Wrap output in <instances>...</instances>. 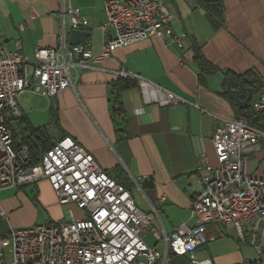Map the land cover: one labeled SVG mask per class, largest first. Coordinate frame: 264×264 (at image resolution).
Wrapping results in <instances>:
<instances>
[{"label":"crops","instance_id":"0c3cea01","mask_svg":"<svg viewBox=\"0 0 264 264\" xmlns=\"http://www.w3.org/2000/svg\"><path fill=\"white\" fill-rule=\"evenodd\" d=\"M67 1L88 21L86 43L94 57L100 56V28L106 23L107 0ZM159 1L175 16L173 30L187 34L197 55L217 72L202 75L195 56L182 62L178 49L150 40L116 50L110 59L96 64L100 71L84 72L75 79L71 90L53 99L41 98L48 101L47 133L53 129L55 140L63 135L73 139L110 177L123 178L132 186V198L141 211H156L144 241L162 251L163 244L154 233L162 238L182 224H190V206L198 187L197 158L204 154L212 167L217 166L212 146L215 129L238 116L235 103L224 93L225 73L241 76L255 72L264 83V0H220L221 24L212 21L192 0ZM62 9V0H0V47L13 51L19 42L30 59L38 49L58 48L62 40ZM31 12L38 17L31 19ZM21 24L26 26L23 33L19 32ZM64 26L67 31L68 17L64 18ZM112 35L111 31L106 34L108 38ZM119 70L140 76L188 105L161 108L146 104L137 87L118 95L111 85L118 79ZM20 111L18 121L26 119L32 128H40ZM9 126L16 135L29 136L26 125L25 132L18 133ZM261 146V151L248 159V173L254 177L264 175V139ZM55 204L61 207L45 181L0 190V238L10 228L29 229L37 206L50 214ZM50 218V223L57 221L54 215ZM219 231L221 235L215 243L196 252V263L244 264L250 260L249 244L238 243L229 230ZM11 262L12 249L4 248L0 264ZM168 264L192 263L189 256H174Z\"/></svg>","mask_w":264,"mask_h":264},{"label":"built area","instance_id":"2783aa9c","mask_svg":"<svg viewBox=\"0 0 264 264\" xmlns=\"http://www.w3.org/2000/svg\"><path fill=\"white\" fill-rule=\"evenodd\" d=\"M62 3V40L58 48L38 49L30 59L19 42L13 51L0 47V190L45 181L61 206H75L86 218L75 219L69 213V219L63 223L25 230L10 228L0 238V254L11 247V264H168L174 256H189L192 264H198L196 252L215 243L223 228L233 232L238 243L249 244L262 256L264 175H250L248 159L261 151L264 132L250 127L243 118L221 122L215 129L212 146L217 166L212 167L206 155L198 156V187L190 206V224H182L170 236L161 238L154 233L163 244L162 251L144 241L156 211H141L131 192L104 172L73 139L56 140L33 162L30 147L25 143L28 135L14 136L9 126L10 119L21 117L16 103L19 96L30 93L53 99L71 90L82 73L100 71L96 64L110 59L116 50L140 42L157 40L173 46L182 52V62L195 56L191 38L173 30L175 16L159 0H107L106 23L100 28L102 52L98 57L91 54L88 43L67 45V35L86 31L88 21L67 0ZM30 17L38 16L31 12ZM25 30V24H21L19 32ZM108 31L113 33L109 38ZM116 76L133 81L146 104L161 108L188 105L140 76L123 70ZM252 107L264 115V97ZM47 134L52 136L53 129ZM259 239L262 248L256 245ZM244 264H264V260H247Z\"/></svg>","mask_w":264,"mask_h":264},{"label":"trees","instance_id":"16d2710c","mask_svg":"<svg viewBox=\"0 0 264 264\" xmlns=\"http://www.w3.org/2000/svg\"><path fill=\"white\" fill-rule=\"evenodd\" d=\"M192 1L199 8H202L212 21L220 24L222 23L223 10L220 0H218L217 2H212L209 0ZM194 51L196 53L195 49ZM194 60L197 63L200 73L202 75H211L217 72V70L213 66L206 62L203 57L197 55V53L195 54ZM111 86L112 90L118 95L131 88L137 87V85L133 81L122 78H118L114 83H112ZM227 86H230L232 90L238 92L241 101H248L249 104V106L245 110H240L236 108L238 114L237 118L245 119L250 127L264 132V115L256 113L252 107L253 103L257 99H259L260 97H264V83L261 81L258 75L255 72H249L239 76L227 72L224 76L223 87L225 90ZM120 110L116 112L118 113ZM20 120V124L25 123V125L27 126L26 129L29 133V136L26 139L25 143L30 147L31 154L33 156V162L35 163L39 160L41 154L48 151L53 146L54 142L56 141L55 137L49 136L47 132L41 128H32L30 124L26 122V119ZM53 125L56 130V123H54ZM65 137L66 136L63 135L61 138ZM115 181L124 186L126 190L131 191L132 186L128 182L124 181L123 178L115 179Z\"/></svg>","mask_w":264,"mask_h":264},{"label":"rangeland","instance_id":"374dc122","mask_svg":"<svg viewBox=\"0 0 264 264\" xmlns=\"http://www.w3.org/2000/svg\"><path fill=\"white\" fill-rule=\"evenodd\" d=\"M16 103L18 104L20 110L23 111L24 118H28L32 125L34 127H40L41 129L45 130L48 129V125L50 123V118L48 112H46V107L48 104V101L46 99H42L41 96L37 97V95H33L30 93H25L23 96L16 99ZM21 122V120H9V124L13 128V130L18 132H25V123H22V125H17V123ZM33 195L32 197H35L37 195L36 190H32ZM71 212L73 214V217L75 219H85L86 214L83 211L78 210L75 206L68 205V206H61L59 207L58 204L51 209L50 214L47 213V210L42 208L41 206H37V209L31 216V225L29 228L34 226H43L47 223H50L51 220L50 215H54L57 217L56 222L51 223H63L66 221V214L68 212ZM257 247L262 248V241L259 239L256 243ZM263 249V255L258 256L255 252V250L252 248V256L250 260H256V259H263L264 260V247Z\"/></svg>","mask_w":264,"mask_h":264},{"label":"water","instance_id":"95a60500","mask_svg":"<svg viewBox=\"0 0 264 264\" xmlns=\"http://www.w3.org/2000/svg\"><path fill=\"white\" fill-rule=\"evenodd\" d=\"M88 38L89 34L86 31H73L69 35H67V44L68 46H78L86 43ZM224 93L229 97L230 100L235 103L236 107L240 110H245L249 106L248 101H241L238 92L232 90L230 86H227Z\"/></svg>","mask_w":264,"mask_h":264}]
</instances>
